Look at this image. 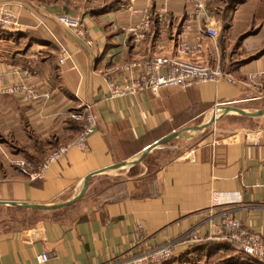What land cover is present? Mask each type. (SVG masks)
I'll return each mask as SVG.
<instances>
[{
    "label": "crops",
    "instance_id": "0c3cea01",
    "mask_svg": "<svg viewBox=\"0 0 264 264\" xmlns=\"http://www.w3.org/2000/svg\"><path fill=\"white\" fill-rule=\"evenodd\" d=\"M160 1L122 0L95 12L85 0H0V9L18 26L0 36V217L38 218L27 227L0 230V264H39L35 257L44 253L48 260L41 264H107L139 246L176 241L191 231L201 242L177 243L168 264H245L247 257L234 247L206 240L216 235L213 224L224 215L264 237V115L230 113L218 120L226 129H212L218 121L204 128L223 106L264 110V81L246 80L264 71V0L207 3L219 38L216 43L203 38L190 59L219 65L236 83L110 97L106 80H120L124 63L176 55V35L191 7L188 0H170L160 20L155 15ZM60 13L83 19L92 46L55 21ZM145 14L142 38L127 32ZM195 35L192 26L190 36ZM64 53L68 58L60 65ZM20 84L40 97L26 100L8 92ZM83 105L91 107L96 123L86 151L68 147L33 180L12 164L19 158L40 164L72 142L81 123L68 114ZM233 118L244 124H228ZM176 132L180 135L139 163L96 174L135 161ZM162 149L165 155L157 157ZM88 176L86 191L100 178L110 183L78 219L67 214L74 204L55 211L21 207L67 202Z\"/></svg>",
    "mask_w": 264,
    "mask_h": 264
},
{
    "label": "built area",
    "instance_id": "2783aa9c",
    "mask_svg": "<svg viewBox=\"0 0 264 264\" xmlns=\"http://www.w3.org/2000/svg\"><path fill=\"white\" fill-rule=\"evenodd\" d=\"M209 0H188L191 12L189 19L183 23L176 35V55L171 57H153L147 61H133L124 63L119 71L121 79H107L106 85L110 97H124L143 91L157 93L162 89L184 90L192 85L219 82L228 84L236 83L231 73L225 72L219 65H208L206 63L191 60L200 48L203 38L216 43L219 38V30L216 20L211 15L207 3ZM170 0H161L155 15L158 19L164 20L168 14V4ZM149 16L144 15L140 25L130 27L127 32L142 38L141 31L148 27ZM55 21L65 29L73 32L78 39L87 46H92L88 38V31L80 16H73L60 13L55 16ZM192 26L196 28V35L191 38ZM17 23L11 13L5 9H0V28L5 31L17 30ZM68 56L64 53L58 59V63L63 64ZM247 83L250 85L260 84L264 81V71H256L247 74ZM8 92H19L26 100L40 97L34 90L20 84L10 87ZM69 119L81 123L78 136L66 146L59 147L52 152L48 158L40 164H35L27 159L19 158L12 164L29 179H38L43 175L46 167L65 155L68 147L73 146L80 151L87 150V140L95 131L96 123L89 105L70 112ZM138 230L141 226L137 225ZM215 236H208L209 240H218L227 243L239 251L242 255L255 261L264 263V237L257 232H253L244 227L240 220L224 215L218 222L213 224ZM201 240L193 231L186 233L179 240L167 241L163 244L144 247L139 246L128 256L111 261L107 264H161L170 259L177 243L181 245L197 244ZM37 263L41 264L48 260L47 254L35 257Z\"/></svg>",
    "mask_w": 264,
    "mask_h": 264
},
{
    "label": "rangeland",
    "instance_id": "374dc122",
    "mask_svg": "<svg viewBox=\"0 0 264 264\" xmlns=\"http://www.w3.org/2000/svg\"><path fill=\"white\" fill-rule=\"evenodd\" d=\"M85 1H86V3H89V5H92L95 12H99V11H101L99 9L107 6L109 3H111L112 0H85ZM233 119H235V118H233ZM217 123L218 124L216 126L213 125L211 127L212 129L216 130V132L219 129H223V128L226 129L225 128L226 123L222 124L219 121ZM228 124L243 125L244 122L242 119H238L236 121H234V120L229 121ZM169 145L170 144H167L166 146L168 147ZM165 151H167V150H165V149L158 150L157 157L164 156L165 154L163 152H165ZM167 157L169 158L170 155H168ZM100 179L95 180L93 183H91L90 186H88L86 194L84 195V197L81 200H79L76 204L71 206L69 208V211L67 210L68 216L72 217L73 219H78L81 209L90 205V204H93L95 195L99 194L110 183V180H107V179H101L100 180ZM37 219H38L37 216H33V215L11 213L8 215V217H0V230H2V229L6 230V227H8V229L27 227V226L33 224ZM170 259L172 260L173 256ZM243 259L245 261V264H263L261 262L255 261L253 259H247V258H243Z\"/></svg>",
    "mask_w": 264,
    "mask_h": 264
},
{
    "label": "water",
    "instance_id": "95a60500",
    "mask_svg": "<svg viewBox=\"0 0 264 264\" xmlns=\"http://www.w3.org/2000/svg\"><path fill=\"white\" fill-rule=\"evenodd\" d=\"M230 113H233V114H236L239 116H243V117L252 118V117L263 116L264 110H260V111H256V112H246V111H243L241 109H238V108H235L232 106H223L220 108V113L218 114V116L213 115L210 119V122L207 125H205L204 128L208 127L209 125H212L213 123H215L216 121L221 119L223 116L230 114ZM179 135H180V133L176 132V133H173L170 136H168V137H166L160 141H157L156 143H154L153 145H151L147 149H145L143 151V153L135 161H132L129 163L116 164V165L109 167L108 169L99 171L96 174L107 172L110 170H116V169L125 167L127 165H135V164L139 163L148 152H150L151 150H153L157 147L162 146L163 144L167 143L168 141L172 140L173 138H175ZM90 177L91 176H88L87 178L84 179L83 186H82V189L79 192V194L67 202L59 203V204H53V205H27V204H22L21 207L36 210V211H55V210H62V209L68 208L69 206L75 204L77 201H79L84 196L85 191H86V187H87V182H88Z\"/></svg>",
    "mask_w": 264,
    "mask_h": 264
},
{
    "label": "trees",
    "instance_id": "16d2710c",
    "mask_svg": "<svg viewBox=\"0 0 264 264\" xmlns=\"http://www.w3.org/2000/svg\"><path fill=\"white\" fill-rule=\"evenodd\" d=\"M122 0H112L111 1V3H109L107 6H105V7H103V8H101V9H99V10H101V11H99V12H105V11H107V10H111V9H113V8H115L116 6H118L119 4H120V2H121ZM9 34V32H7V31H4V30H1L0 29V36H7ZM229 245V244H228ZM231 246V245H230ZM248 258V257H247ZM249 259H251V258H249ZM171 262V259L169 260H166V261H163L161 264H168V263H170Z\"/></svg>",
    "mask_w": 264,
    "mask_h": 264
},
{
    "label": "bare ground",
    "instance_id": "6f19581e",
    "mask_svg": "<svg viewBox=\"0 0 264 264\" xmlns=\"http://www.w3.org/2000/svg\"><path fill=\"white\" fill-rule=\"evenodd\" d=\"M214 113L218 115L220 113V110H216Z\"/></svg>",
    "mask_w": 264,
    "mask_h": 264
}]
</instances>
